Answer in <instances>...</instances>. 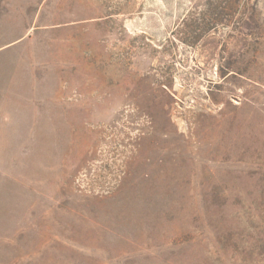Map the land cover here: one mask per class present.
I'll return each instance as SVG.
<instances>
[{
  "label": "rangeland",
  "instance_id": "1",
  "mask_svg": "<svg viewBox=\"0 0 264 264\" xmlns=\"http://www.w3.org/2000/svg\"><path fill=\"white\" fill-rule=\"evenodd\" d=\"M0 264H264V0H0Z\"/></svg>",
  "mask_w": 264,
  "mask_h": 264
}]
</instances>
